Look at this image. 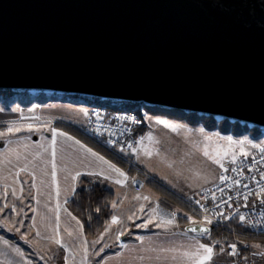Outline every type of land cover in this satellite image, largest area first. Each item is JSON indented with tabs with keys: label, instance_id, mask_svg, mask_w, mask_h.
I'll list each match as a JSON object with an SVG mask.
<instances>
[{
	"label": "water",
	"instance_id": "water-1",
	"mask_svg": "<svg viewBox=\"0 0 264 264\" xmlns=\"http://www.w3.org/2000/svg\"><path fill=\"white\" fill-rule=\"evenodd\" d=\"M0 89L264 129V0H0Z\"/></svg>",
	"mask_w": 264,
	"mask_h": 264
},
{
	"label": "rangeland",
	"instance_id": "rangeland-1",
	"mask_svg": "<svg viewBox=\"0 0 264 264\" xmlns=\"http://www.w3.org/2000/svg\"><path fill=\"white\" fill-rule=\"evenodd\" d=\"M110 104H113L112 100L63 93L41 94L32 91L29 94L9 97L0 94V124H3L0 126V133H5L0 136V152L6 153L5 156H0V173L3 172L8 176L9 172L8 177L12 178L13 181L22 183V195L19 197L13 195L12 186L0 185V240L22 241L25 244L23 247L29 256L35 257L37 261L40 260L41 264H56L54 250L48 244L42 243V253L34 248V243L37 247L38 242L36 240L38 239L32 235L33 230L31 223H29V212L33 210V193H35L33 187L34 165L38 164L39 173H42L44 167L48 168L47 157L50 155V153L45 154L43 148L39 146L41 144L45 147L48 146L49 138L47 135L55 120L71 124L82 136L86 137L83 129L86 127L91 107ZM122 105L125 108L135 110L147 107L142 103L122 102ZM147 118V130L153 131V140L148 144V150L152 151L153 155L149 157L144 154L143 158L146 163L144 161V164L141 165H144L143 167L149 174L167 184H175L194 190L198 189L199 191L223 170L219 165L205 157L202 150H198L193 146L194 144L203 149L204 144L207 143L212 155L220 153L221 162L224 163L225 168L231 164L229 161L233 155L238 161L246 157L244 153H247L248 156L258 149L252 147V145L264 146V129L246 123L229 119H217L215 127L207 129L203 124L198 127L185 125L167 118L164 114L149 115ZM157 119H165L185 127L177 132H172L163 125L157 124ZM10 125L19 127L21 131L8 133L7 128ZM29 125L32 126L33 131H28ZM201 128L204 129V134L198 131ZM40 132L45 135L36 139L35 135L37 137L38 133L41 134ZM205 135L210 136L211 141H205ZM74 136L82 142V145L86 144L98 151L89 141L77 135ZM226 137H231L233 141L243 140L246 143L244 145L229 144L223 139ZM2 143L3 145H1ZM62 144L57 136V145ZM78 151L77 160L73 158L74 154H71L70 151H68L71 155L69 160L66 159L65 153L58 152L60 155H58L57 162L59 176L65 174L62 168H66L69 164L68 171L76 169L78 165L82 170L86 166L89 167L90 164L88 163H80V160L85 159L86 156L82 151ZM224 152L228 153L227 157H223ZM62 155H64V158ZM83 177L93 178L92 176L81 175L79 180ZM185 196L190 195L186 192ZM191 216L193 217L192 220L200 221L201 217L194 214ZM201 219L204 221L203 218ZM232 242H235L241 248L243 261L251 264H264V255H262L264 253V240L262 238L240 236ZM228 244L221 245L225 249V253L222 254V258L219 260L220 264L228 263L229 259L226 254ZM254 245H259V247H253ZM251 252H257L260 256H252Z\"/></svg>",
	"mask_w": 264,
	"mask_h": 264
},
{
	"label": "crops",
	"instance_id": "crops-1",
	"mask_svg": "<svg viewBox=\"0 0 264 264\" xmlns=\"http://www.w3.org/2000/svg\"><path fill=\"white\" fill-rule=\"evenodd\" d=\"M147 127L148 125L146 122L145 128H141L137 133L136 144L126 152H123L127 161L119 159L122 162H118L109 154H105L99 150L97 151L84 144L85 148H90L93 152L103 156L105 160L120 168L127 176V179H124V177H119L115 173H110L107 165L97 161L91 154L86 153L84 149L75 145L74 141L80 140L71 133L58 128L54 122L52 127L49 128V131L55 128L58 133L63 132L66 133L67 136L73 137V140H67L66 137L58 136V139L63 144L59 146L56 145L57 162L58 152L65 153L66 159L69 160L71 155H69L68 151H70L71 154H74L73 158L77 160V152L80 150L86 156V161H91L92 163L89 167L86 166L84 170H82L79 165L76 169L71 171H68L70 164L66 166V168L60 167L65 174L59 176V171H57L55 180H53L51 175L50 164L47 165L48 168L44 167L42 173H39L38 164L34 165L35 169L32 167L35 172V178H33L35 193H33V210L29 212V223H31V228L33 230L32 235L38 239L36 240L38 242L37 247L36 243H34V248H37L39 253L40 251L42 253L43 250L41 247L42 243H46L54 250L56 264H180L181 254L184 251H188L196 241H199L200 243L215 245L214 253H218V255H215L212 264H220L219 260L222 258V254H219L220 249H217L216 242L210 239V231L207 234L189 232L185 230L184 226L180 225L179 220L181 218H187L188 220L185 226L194 223L208 225V223L201 218L200 221H194L192 220L193 217L190 211H186L177 205L168 204L164 195L158 191L155 186L161 187L177 198H187L189 196H185L186 192L191 196L194 194L193 192H198V189L194 190L175 184L164 183L149 174L145 167H143L144 165H141L144 164V161L146 163L143 155L145 149H149L148 144L150 141L146 139V137L150 133L151 135L153 133L152 130H147ZM40 133L42 135L39 133L37 137L35 135L36 139L45 135L43 132ZM51 136L52 133L50 131L47 135L49 138L48 141L51 140ZM30 137L32 138V136ZM142 137H145V139L141 143H138V141H141ZM81 143L82 142H80V144ZM0 153V156H5L6 154L3 152ZM63 156L64 155H62V157ZM47 159L50 160L51 155H49ZM130 167L132 171H129ZM4 169L6 168L4 167ZM76 171H79L81 175H87L86 173L88 172L103 171L104 175L111 176V178L107 180L104 179V175H88L93 178L87 177L91 184L100 185L111 191L115 196L114 202L117 204V207L113 208V215L117 216L118 223L112 224L111 229L107 233H105L104 229L102 232L105 233L103 239L100 243L95 245H93L92 242L99 239L102 233L92 240L86 237L84 230L81 234L76 223L79 219L71 213L66 205L76 191L79 178L81 177V175L78 176L75 181L71 179L69 173L75 175ZM219 174H216L213 180L206 183L204 188L217 182ZM8 176L3 172L0 173V185L12 186L15 195L18 197L21 196L22 183L15 180L13 181L12 178ZM66 176L68 179L65 178ZM136 178L144 182L140 191L135 190L134 187V179ZM115 179H121L123 183L116 184L114 182ZM73 187L75 188L74 192L72 191ZM57 188H59V195L57 194ZM136 197L140 198L136 199ZM144 197H148V199L145 200ZM141 206H143V211H141ZM153 208L157 209L155 213L152 212ZM172 212L176 213L174 219L170 215H167ZM68 213H71V215H68ZM57 217L59 219H57ZM72 217L76 219L73 220ZM128 217H132V219H128ZM189 217L191 219H189ZM149 219H151V223H148ZM167 219H173V223L171 225L156 227V224H160L162 220ZM80 224L82 223L80 222ZM109 224H111V220L105 228H107ZM143 224L147 226H137ZM37 232L40 233L39 236H37ZM121 232L123 235H120ZM69 233H71V235H69ZM118 235L119 239L117 240ZM48 237L60 239L65 247H59L55 244L54 239H48ZM138 237L140 239H137ZM83 241H87V245L83 244ZM104 244L109 245V247L105 248L99 255H95V252L99 251ZM23 246H25V244L22 241L0 240V264H41L40 260L37 261L35 257L29 256ZM85 246L88 248L86 261L84 260L83 251ZM17 249H19V252H17ZM20 253H23V255ZM64 257H68V259L65 261ZM173 257L177 259L174 260ZM184 264H187L186 259Z\"/></svg>",
	"mask_w": 264,
	"mask_h": 264
},
{
	"label": "built area",
	"instance_id": "built-area-1",
	"mask_svg": "<svg viewBox=\"0 0 264 264\" xmlns=\"http://www.w3.org/2000/svg\"><path fill=\"white\" fill-rule=\"evenodd\" d=\"M120 117H132L135 122L129 119L121 120ZM147 117L148 113L144 107L135 110L125 108L121 101H113V104L110 105L91 107L83 133L86 138L116 158L127 161L123 152L130 149L128 145L136 144L137 133L141 126L147 122ZM226 168L228 171L222 170L219 176L223 174L229 177V180L222 183L218 178L214 184L187 198H181V200L192 214L203 219L208 216L212 221L211 224H208L210 227L218 225L226 228L227 221L235 218L251 234L264 235V204L260 202L261 199H264V193L260 192L261 187H264V180H261V173L264 172V152L258 148L254 153L234 164H229ZM232 168H237V172H232ZM237 179L241 183L233 184L232 181ZM143 184L141 179H134L135 190L140 191ZM245 184L248 185L247 188L244 187ZM213 194L216 197L215 200L212 199ZM245 196L247 199L244 198ZM197 200L200 201V204L196 203ZM240 215L245 216L244 222L239 220ZM231 244L236 243L231 242L226 246V254L231 251L229 248ZM237 252L238 254L235 256L227 254L229 259L227 264H251L243 261L242 251L238 245ZM251 254L260 256L257 252H251Z\"/></svg>",
	"mask_w": 264,
	"mask_h": 264
},
{
	"label": "trees",
	"instance_id": "trees-1",
	"mask_svg": "<svg viewBox=\"0 0 264 264\" xmlns=\"http://www.w3.org/2000/svg\"><path fill=\"white\" fill-rule=\"evenodd\" d=\"M30 90H1L0 94L6 95L7 97L20 94H29ZM35 93L41 94H59L56 92H46V91H35ZM149 115L157 116L160 114L166 115L167 118L179 121L185 125L192 127H198L203 124L207 129H213L216 124L217 118L212 116H205L200 114L187 113L179 110H169L160 107H145ZM222 120V119H221ZM3 124H0V126ZM55 125L73 135L84 138L93 144L99 151L109 154L116 161L121 160L114 157L111 153L89 140L88 138L82 136V134L71 124L65 122L56 121ZM146 123H144L141 128H145ZM122 162V161H121ZM125 165V164H124ZM132 171V168H129ZM155 188L160 191L168 204L177 205L186 211H190L189 208L184 204L181 198H177L174 195L166 192L159 186ZM114 194L104 187L97 184H91L88 178H81L78 182V187L74 192L73 196L66 203L68 209L71 213L80 220L83 225V230L87 238L95 239L97 238L105 229L107 224L110 222L113 215L112 202H114ZM99 209V211H97ZM187 218H181L180 225L184 226L187 223ZM240 236L248 238H262L264 240V235H254L251 234L239 221L238 219H230L226 223V228L218 225H214L210 230V239L216 243L217 249L221 248L222 244H228L233 240H237Z\"/></svg>",
	"mask_w": 264,
	"mask_h": 264
},
{
	"label": "snow or ice",
	"instance_id": "snow-or-ice-1",
	"mask_svg": "<svg viewBox=\"0 0 264 264\" xmlns=\"http://www.w3.org/2000/svg\"><path fill=\"white\" fill-rule=\"evenodd\" d=\"M85 115H87V113H85ZM121 120L123 119H129V120H133L134 121V118L132 117H120ZM156 123L157 124H160V125H163L165 128H168L170 129L172 132H177L179 129L181 128H184L185 126L184 125H179V124H175V123H172L168 120H165V119H157L156 120ZM34 129L32 128L31 125L28 126V131H33ZM38 130V129H37ZM13 131H16V132H19L21 131V129L19 127H15L13 125H10L8 128H7V132L8 133H12ZM51 133H52V136H51V140L48 142V147H45L43 144H41L39 147L43 148L44 152L45 153H49L50 151V155H51V159L47 161L48 164L51 165V175L53 177V180H55V177H56V172H57V167H58V164H57V160H56V156H57V151H56V145H57V136H61V137H66L67 140H73V137L71 136H67L66 133H63V132H57V130L55 128H52L50 129ZM201 134H204V129H199L198 130ZM5 133H0V136L4 135ZM145 139V137H142L141 138V141H138V143H141L143 140ZM146 139H148L149 141H152L153 140V137L151 135V133L146 137ZM211 137L210 136H207L205 135L204 136V140L205 141H211ZM225 139L229 144H239V145H244L246 143V141H233L231 137H226V138H223ZM75 145H78L79 148H82L85 150L86 153H89L91 154L92 157H95V159L97 161H100L102 162V164L104 165H107L108 167V170L110 173H115L117 176L119 177H124V179H127V176L126 174L118 167H116V165L112 164L111 162L107 161L104 159L103 156H100L98 155L97 153L93 152L90 148H85L84 145L80 144V141L78 140H75L74 141ZM194 147H196L198 150H202L203 152V155L205 157H207L209 160H211L213 163L219 165V167L221 169H223L225 172L228 171L227 168H225L224 166V163L221 162V155L220 153H217V155H212L209 151V148H208V145L207 143L204 144V147L203 149H200L198 145H193ZM129 148H132V145H128ZM252 147H256V148H260V151L261 152H264V146H261V145H258V144H254L252 145ZM144 154L146 156H149L151 157L153 155V152L150 151V150H147L145 149V152ZM228 153L227 152H224L223 153V157H227ZM245 156H247V153H244ZM88 163V164H91L92 162L91 161H86V158L85 159H81L80 160V163L81 164H84V163ZM230 163H236V157L235 155L232 156L231 160L229 161ZM255 162V161H254ZM169 167H171V165H169ZM232 172H237V168H232L231 169ZM87 175H95V176H101V175H104L103 171L101 172H88L86 173ZM239 174H242V173H239ZM81 173L79 171H76L75 175H71V173H69V176L71 177V179L73 181L76 180V178L78 176H80ZM35 178V177H33ZM66 179H68V177L66 176L65 177ZM111 176L110 175H104V179H110ZM230 178L221 174L219 176V180L223 183L227 180H229ZM261 180H264V172L261 173ZM116 184H122L123 181L121 179H115L114 181ZM233 184L235 185H239L241 182L240 180H233L232 181ZM35 185H33L34 187ZM245 188L248 187L247 184L244 185ZM72 191L74 192L75 191V188L73 187L72 188ZM221 191H223V189H221ZM260 192L261 193H264V187H261L260 189ZM57 194L59 195V188H57ZM13 195H15V192L13 193ZM140 197H136V199H139ZM245 199H247V196L244 197ZM145 200L148 199V197H144ZM212 199L215 200L216 197L215 195L213 194L212 196ZM262 204H264V199H261L260 201ZM197 204H200V201L197 200L196 201ZM59 206V205H58ZM112 207L113 208H116L117 207V204L116 202H112ZM201 207H203V205H201ZM218 207V205H217ZM15 210V209H13ZM97 211H99V209H97ZM141 211H143V206H141ZM157 211L156 208H153L152 209V212L155 213ZM68 215H71V213H68ZM167 215H170L173 219L175 218V215L176 213L175 212H172L170 214H167ZM218 215H222V214H218ZM57 219H59L57 217ZM73 220H75L76 218L75 217H72ZM128 219H132V217H128ZM173 219H167V220H162L160 224H156V227H162V226H166V225H171L173 223ZM189 219H191L189 217ZM225 219H227V217H225ZM239 220L241 222H244L245 221V216L244 215H240L239 216ZM204 221L208 224H211L212 221L211 219H209L208 216H205L204 217ZM151 219L148 220V223H151ZM79 229H80V232L82 234L83 232V225L80 224V221L77 220L76 221ZM118 223V218L117 216L113 215L112 218H111V224L108 225L107 228H105V233H107L110 229H111V225L112 224H117ZM34 226V225H33ZM138 227H146L147 225L146 224H143V225H137ZM190 231H193V232H196L197 229L196 228H191ZM210 229L207 228V227H202L199 229V232L201 234H207L209 233ZM105 233H102L100 238L93 241V245L97 244V243H100V241L103 239V236ZM40 233L37 232V236H39ZM69 235H71V233H69ZM120 235H123V233L121 232ZM48 239H54L53 237H48ZM119 239V235L117 236V240ZM137 239H140L139 237ZM54 242L56 245H58L59 247L61 248H64L65 245L62 243V241L60 239H54ZM83 244L87 245V241H83L82 242ZM216 243H219L218 241ZM109 247V245L107 244H104L103 247L95 252V255H99L100 252H103L105 248ZM214 247L215 245H211V244H207V243H200L199 241H196V243L194 245L191 246V248L188 250V251H184L182 254H181V260H180V264H184V261L186 259L187 261V264H212V262L214 261V257L215 255H218V253H214ZM253 247H259V245H254ZM229 248L231 249L230 252H228L227 254L228 255H232V256H235L238 254L237 252V245L236 244H231L229 245ZM84 260L86 261L87 260V256H88V248L85 246L84 249ZM17 252H19V249H17ZM225 253V249L223 247L220 248V253L219 254H224ZM21 255H23V253H20ZM262 255H264V253H262ZM65 261L68 259V257H64ZM173 259H177L176 257H173Z\"/></svg>",
	"mask_w": 264,
	"mask_h": 264
}]
</instances>
